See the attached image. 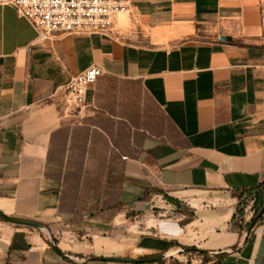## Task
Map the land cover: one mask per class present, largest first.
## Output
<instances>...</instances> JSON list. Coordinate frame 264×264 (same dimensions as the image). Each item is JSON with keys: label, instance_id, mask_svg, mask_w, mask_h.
Returning a JSON list of instances; mask_svg holds the SVG:
<instances>
[{"label": "crops", "instance_id": "0c3cea01", "mask_svg": "<svg viewBox=\"0 0 264 264\" xmlns=\"http://www.w3.org/2000/svg\"><path fill=\"white\" fill-rule=\"evenodd\" d=\"M131 3L126 31L116 21L108 36L63 35L43 45L13 7L0 6V215L43 225L57 250L75 258L61 261L41 231L0 216V264H119L87 259L153 257L175 249L170 242L216 253L198 252L189 264H264V213L247 230L231 229L233 194L264 187V0ZM91 66L102 75L87 106L66 112L63 87ZM107 78L137 90L140 109L147 97L168 128H140L137 156H122L119 211L73 225L59 210L55 166H47L50 137L112 99ZM115 95L119 111L127 99ZM250 217L245 211L243 222Z\"/></svg>", "mask_w": 264, "mask_h": 264}, {"label": "trees", "instance_id": "16d2710c", "mask_svg": "<svg viewBox=\"0 0 264 264\" xmlns=\"http://www.w3.org/2000/svg\"><path fill=\"white\" fill-rule=\"evenodd\" d=\"M106 81L109 85L106 93H109L112 99L101 104V110L93 118L83 119L81 126L62 127L53 132L50 137L47 166L52 163L55 166L50 175L61 182L59 210L73 215V225L81 224L84 215L108 220L119 211L118 173L121 171L122 156L130 158L137 156L138 148L144 139V134L138 131L140 128L149 134L156 135L164 134L168 128L165 117L150 106L152 104L147 97V104L140 109L141 97L137 94V90L131 86L129 90L123 91L121 88H116L121 81L113 78H107ZM113 92L118 93L119 97L125 95L127 99L126 103L120 102L119 111L115 110L117 104L114 100L117 97ZM88 101L87 92L86 102ZM111 116L123 118L126 121L123 119L115 121L111 119ZM88 160L92 162L91 168L85 166ZM244 195L251 199L253 206L247 210H250L253 217L264 203V187L233 194L237 198V211L231 220V229L239 232L247 230L252 220L243 222L246 211L242 204ZM260 220L261 217L256 223ZM45 242L49 247V253L63 262L70 263L56 254L46 240ZM169 247L180 248L181 246L170 242ZM146 258L149 257L142 259Z\"/></svg>", "mask_w": 264, "mask_h": 264}, {"label": "built area", "instance_id": "2783aa9c", "mask_svg": "<svg viewBox=\"0 0 264 264\" xmlns=\"http://www.w3.org/2000/svg\"><path fill=\"white\" fill-rule=\"evenodd\" d=\"M0 6L13 7L31 25L36 45L63 35L108 36L118 17L135 20L131 0H0ZM101 75L99 67L91 66L70 79L63 87L66 112L87 106V92Z\"/></svg>", "mask_w": 264, "mask_h": 264}, {"label": "water", "instance_id": "95a60500", "mask_svg": "<svg viewBox=\"0 0 264 264\" xmlns=\"http://www.w3.org/2000/svg\"><path fill=\"white\" fill-rule=\"evenodd\" d=\"M219 41L221 42H229L230 41V37H225V36H220L219 37ZM264 213V204L262 205V207L260 208V210L258 211V213L252 218L251 222H250V227H252L254 225V223H256V221L263 215ZM2 218H4L5 220L13 223V224H16V225H24V226H29V227H33L35 229H38L39 231H41L48 239V242L50 243V246L51 248L56 252L58 253L59 255H61L62 258H65V259H69V260H74L75 261V258L69 256V255H66V254H61L56 246H55V242L51 236V234L47 231V229L39 224V223H35V222H22V221H16V220H13V219H9L7 218L6 216L4 215H0ZM190 250H194V251H197L201 254H204V255H214L216 253H212V252H207V251H199L197 249H184V251H190ZM182 251L181 250H177V251H174V252H171V253H161L159 255H156V256H153V257H149V258H146V259H129V258H115V257H112V258H101V257H90L87 259V261H97V262H110V263H119V264H143V263H157V262H161V261H165L166 259H169L171 258L172 256H174L175 254H179L181 253Z\"/></svg>", "mask_w": 264, "mask_h": 264}, {"label": "rangeland", "instance_id": "374dc122", "mask_svg": "<svg viewBox=\"0 0 264 264\" xmlns=\"http://www.w3.org/2000/svg\"><path fill=\"white\" fill-rule=\"evenodd\" d=\"M117 22H118V27L120 29L126 31L129 28V21H128L127 17H118ZM251 195H252V193H251ZM239 201H241V200H239ZM242 204L244 206V209L246 211H248V215H251L250 219H252L255 215L252 217L253 214L250 212V210H247V209H249V207L253 206V204L251 202V199H249V197H246L244 195L242 197ZM164 215L165 216H168L169 213L168 212L167 213H164ZM184 249H191V248L190 247L181 246L180 248H175L172 251H166V253H171V252H174V251H177V250H181L182 251L181 253L175 254L174 256H172L171 258H169L168 259L169 260V263L170 264H178V263H180V264H189L190 263V260L192 261V260L200 259L201 258L200 257L201 255L198 252L193 251V250L184 251Z\"/></svg>", "mask_w": 264, "mask_h": 264}]
</instances>
